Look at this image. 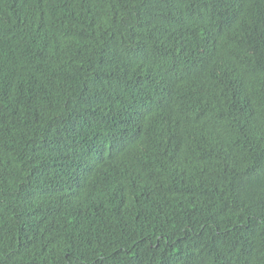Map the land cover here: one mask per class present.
<instances>
[{
    "label": "trees",
    "instance_id": "16d2710c",
    "mask_svg": "<svg viewBox=\"0 0 264 264\" xmlns=\"http://www.w3.org/2000/svg\"><path fill=\"white\" fill-rule=\"evenodd\" d=\"M0 264H264V0H0Z\"/></svg>",
    "mask_w": 264,
    "mask_h": 264
},
{
    "label": "clouds",
    "instance_id": "9594fccd",
    "mask_svg": "<svg viewBox=\"0 0 264 264\" xmlns=\"http://www.w3.org/2000/svg\"><path fill=\"white\" fill-rule=\"evenodd\" d=\"M48 33H49V32L43 33V34L38 38V41L44 39V38L47 36Z\"/></svg>",
    "mask_w": 264,
    "mask_h": 264
}]
</instances>
